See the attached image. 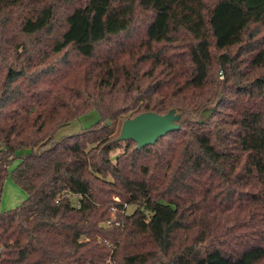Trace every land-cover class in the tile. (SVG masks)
I'll use <instances>...</instances> for the list:
<instances>
[{"label": "trees", "instance_id": "obj_1", "mask_svg": "<svg viewBox=\"0 0 264 264\" xmlns=\"http://www.w3.org/2000/svg\"><path fill=\"white\" fill-rule=\"evenodd\" d=\"M17 158L0 264H264V0H0V201Z\"/></svg>", "mask_w": 264, "mask_h": 264}, {"label": "water", "instance_id": "obj_2", "mask_svg": "<svg viewBox=\"0 0 264 264\" xmlns=\"http://www.w3.org/2000/svg\"><path fill=\"white\" fill-rule=\"evenodd\" d=\"M216 107L206 110L202 116L209 118ZM181 113L178 109L172 108L166 114L156 112H143L132 118L125 119L122 123L117 141L132 139L137 143V149L146 145L154 144L160 137L167 133L179 130L181 124ZM199 122H204L201 118ZM109 124V122H108Z\"/></svg>", "mask_w": 264, "mask_h": 264}, {"label": "rangeland", "instance_id": "obj_3", "mask_svg": "<svg viewBox=\"0 0 264 264\" xmlns=\"http://www.w3.org/2000/svg\"><path fill=\"white\" fill-rule=\"evenodd\" d=\"M220 69L216 66L215 70L213 72V79H212V86H215V84L220 81L223 78V73L219 71ZM222 95V92L218 93L216 99H218V96ZM210 107L204 108L203 112L206 110H209ZM200 117L199 119H201ZM99 119V114L97 111H91L85 115L80 116L79 118H76L70 124L62 127L61 129L58 130V132L55 135L56 139H59L62 136L69 135L76 133L80 131L83 128H87L97 122ZM123 120H118L114 124V130L115 134L113 136H117L120 133L121 126H122ZM120 152V150L115 151L112 155L113 158L116 156V154ZM20 163V159L17 158L15 159L10 165H9V172L10 175L5 179L4 186H3V191H2V196H1V201H0V208L2 211L9 210L11 208H15L18 206L20 203H22L26 199V193L23 189H21L14 181L12 177V171L18 166ZM119 198V197H118ZM77 197L73 198V202H77ZM127 212L131 213L134 211L136 208L135 205H128L127 207Z\"/></svg>", "mask_w": 264, "mask_h": 264}, {"label": "built area", "instance_id": "obj_4", "mask_svg": "<svg viewBox=\"0 0 264 264\" xmlns=\"http://www.w3.org/2000/svg\"><path fill=\"white\" fill-rule=\"evenodd\" d=\"M114 199L117 200V201L120 200V199L118 198V196H115ZM57 202H58V201H57ZM114 223L120 225V222H119V221H115L114 217H113L112 219L108 220V221L105 223V225H106V226H110V225H113Z\"/></svg>", "mask_w": 264, "mask_h": 264}]
</instances>
